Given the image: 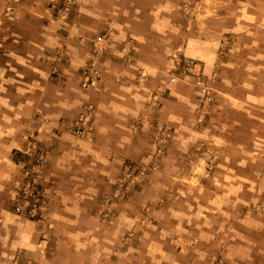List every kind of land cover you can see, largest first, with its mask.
<instances>
[{"label":"crops","instance_id":"crops-1","mask_svg":"<svg viewBox=\"0 0 264 264\" xmlns=\"http://www.w3.org/2000/svg\"><path fill=\"white\" fill-rule=\"evenodd\" d=\"M49 1L0 0V264H264V0H205L209 9L189 29L180 0H82L66 30L52 21ZM104 30L114 44L132 34L135 58L107 61L103 85L81 86L89 39ZM60 44L68 56L53 75ZM174 44L214 78L202 121L192 77L167 84L153 114L151 103L144 108L163 76L162 51ZM140 70L151 75L147 85L135 82ZM88 104L96 108L90 132L74 136L70 125ZM152 118L181 146L185 135L205 139L213 169L205 185L177 190L184 208L155 209L123 259L102 255L133 216L105 226L99 186L136 155L129 135L146 133ZM31 133L56 146L49 225L13 212Z\"/></svg>","mask_w":264,"mask_h":264},{"label":"rangeland","instance_id":"rangeland-1","mask_svg":"<svg viewBox=\"0 0 264 264\" xmlns=\"http://www.w3.org/2000/svg\"><path fill=\"white\" fill-rule=\"evenodd\" d=\"M59 1L60 0H50L47 4V8L52 12V21L59 24L60 28L66 30L67 26L76 23V18L81 12L79 8L82 4V0H77V2L72 3L69 6L68 14L56 16L55 7L52 6V3H59ZM201 1L204 9H202L194 19H189L185 17L182 12L180 0L179 9L186 29H189L192 24L206 12V9H209L207 8L205 0ZM103 33H106V45L102 48L97 57L100 77L95 83L83 85L82 71L87 68L90 61V55L94 47L92 39L98 34ZM125 40L129 42L131 51H129L128 58L123 59L118 49ZM177 45H180V43H177ZM177 45L168 46L164 48V52L162 51V53L165 54L164 57L167 59L166 65L162 68L163 76L161 77L160 84H158L155 89L151 88V91H149L148 96L150 97V101H146L144 107L146 109L151 103V107H148L151 114H153L156 107H158L161 96L165 94V92L159 94L157 91V89H159L158 87L167 86V84H169L166 73V66L169 62V58L172 57L173 54H185L183 53L184 47L179 48ZM89 46L90 51L88 60L79 71L80 85L84 87L103 85L107 61H112L115 58L119 62H126L135 58L136 43L135 38L130 33L122 41L114 44L108 30H104L103 32L94 34L89 39ZM54 56L57 57V60L54 59ZM67 56L68 52L65 46L63 44L58 45L53 55H51V73L53 75H59L58 65L60 62H63ZM140 72L143 73L144 77L142 82L138 80V74ZM150 77L151 75L148 70H140L136 74L135 82L140 85H147L150 81ZM211 78L213 81V76ZM210 104L211 103L205 106L204 111L208 109ZM95 110L96 108L94 105L88 104L85 111L78 113L70 125V133L77 137L88 135ZM206 119L207 118H205V121ZM78 122L83 123L81 125L83 127L82 130L76 132V124ZM136 122L137 121L131 123L132 130H134V126L136 127V125L139 124ZM146 122L149 124L146 133H140L138 136L135 133H130L129 135V145H131V148L135 149L136 155L131 158H126L123 163L117 167L116 172L107 180V186H99L97 215L105 226H111L115 220L119 219L120 221L127 214L133 216V222L128 226H123L121 223L113 242L107 248L101 249L102 255L108 257L123 259L125 252L129 248L136 247L139 244L143 232L146 231L148 225L155 220L153 216L154 210L159 207L166 208L180 202H183L181 206L185 204L186 200L184 198L176 197L178 193L177 190H184L188 193L192 188L199 187V184L205 185L207 182L206 177L211 173L214 166L210 159L205 158V154L208 150L206 146L208 142L205 139H193L189 137V135H185L183 139H186V144L184 143L185 146H181L180 138L174 136L170 127L166 126L164 123H158L159 121L155 118L150 120L147 119ZM170 130L172 132H170ZM22 153L24 155L22 160V180L13 200V212L33 220L26 214H20L14 211V203L18 197V192L21 188L27 186L30 190H38L40 193H43V205H45L47 212L45 225H49V196L47 189L51 181L49 180L48 171L51 157L56 153L55 143L50 140L39 141L35 134L31 133L26 136V144ZM182 207L184 208V206ZM122 264L149 263L148 261L131 260L129 262L124 261Z\"/></svg>","mask_w":264,"mask_h":264},{"label":"built area","instance_id":"built-area-1","mask_svg":"<svg viewBox=\"0 0 264 264\" xmlns=\"http://www.w3.org/2000/svg\"><path fill=\"white\" fill-rule=\"evenodd\" d=\"M75 2H77V0H60L59 3H52V6L55 7L56 16L68 14L69 6ZM180 7L184 16L189 19H194L202 9H204L201 0H181ZM105 35L106 33L98 34L92 39L94 47L92 48L90 61L87 68L82 71L83 85L95 83L100 77L97 57L102 48L106 45ZM118 50L120 54H122L123 59H125L128 58L131 46L129 42L125 40L123 44L119 46ZM54 59L57 60V57L54 56ZM166 70L168 83L176 82L185 77H192L193 84L197 89L196 107L199 111L198 121H202L205 117V106L211 103L212 100V78L203 73L200 64L194 57L185 54H173L172 57L169 58ZM143 79V73L140 72L138 74V80L142 82ZM158 88L157 91L159 94L167 90L166 85L159 86ZM82 124L81 122L76 124V132L82 130ZM43 201V193H40L38 190H30L25 186L18 192V197L14 203V211L16 213L26 214L33 220L44 224L47 212L45 205H43Z\"/></svg>","mask_w":264,"mask_h":264}]
</instances>
